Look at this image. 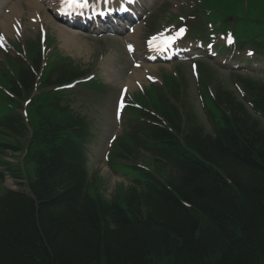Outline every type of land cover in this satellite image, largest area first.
I'll list each match as a JSON object with an SVG mask.
<instances>
[{
    "label": "trees",
    "instance_id": "16d2710c",
    "mask_svg": "<svg viewBox=\"0 0 264 264\" xmlns=\"http://www.w3.org/2000/svg\"><path fill=\"white\" fill-rule=\"evenodd\" d=\"M243 84L264 117V84ZM35 99L27 139L20 116L0 118V138L23 139L28 189L0 190V264H264V118L231 92H216L212 135L186 116L183 145L154 125L120 141L116 159L145 147L152 172L110 199L87 180L83 118ZM168 104L156 110L178 130Z\"/></svg>",
    "mask_w": 264,
    "mask_h": 264
},
{
    "label": "rangeland",
    "instance_id": "374dc122",
    "mask_svg": "<svg viewBox=\"0 0 264 264\" xmlns=\"http://www.w3.org/2000/svg\"><path fill=\"white\" fill-rule=\"evenodd\" d=\"M16 1L17 0H11V2L13 3ZM146 1L154 4L153 6L162 3L163 6L161 5L162 6V7L160 6L161 8L157 7L154 9V15L156 17V20L162 18V16L167 12V6H168V12L169 9H172L171 4L169 3L168 0H155V1L146 0ZM200 1L203 3V8L206 7L207 10L211 12V16L209 17V19L217 27L215 33L216 35L232 34L233 28L235 30L236 36H238V31H240V29H242L247 34H250L251 31L254 30L256 27L260 25H264V0H200ZM6 4L7 3L5 4L2 3L0 12L3 13L2 8ZM200 5L201 4L198 3L197 6L194 8L196 9ZM36 8L38 10V7ZM18 10L17 12H19ZM183 11L186 19L191 18L190 16L191 13L189 11H185V10ZM26 14H27L26 11L22 13L23 19L26 18ZM28 16L29 18H31L30 17L31 14H29ZM165 17L169 22H174L176 20L175 16L169 15L168 13H166ZM10 20L13 21L11 16L8 22H10ZM50 20L51 17L50 19H46V22H49L54 28L53 26L54 23H51ZM161 20L164 19L162 18ZM150 22L152 23L154 21L150 19ZM196 22L197 20L193 19L191 21H188V24L189 26L190 25L194 26ZM147 26L154 27L153 25H150V23H147ZM11 27H12V23L10 24V28ZM28 29L29 27L25 29V34H24L25 41L28 42L30 40H35V41L38 40L37 34L32 33ZM1 31L4 32L2 29H0V32ZM8 31L4 32V34L7 37L10 34V31L9 32ZM55 31L59 39L62 41V47H64L63 42L66 41L67 38H69L68 33L59 35L56 29ZM77 31L80 33L79 39L81 40L80 42L84 45L85 53L77 54L70 51L68 52L67 48L65 49L67 51L63 50L60 46L59 40H57V37L55 36V34L52 32L51 29L48 38H50V41H52L53 43L52 45L54 44L56 45V48L61 53V55L70 56L73 62L76 64V66H78L80 69H83L84 72L93 69V72L96 74L95 79L97 85L99 86L98 91L95 93L93 91L91 92L89 91V93H81L82 95H75L73 100V106H74V110L84 114L87 120L89 121L91 135L85 146V153L87 158L86 168H87L89 181L90 180L93 181L92 177L96 178L95 185L99 186L100 193L103 195L105 199H110L111 197H113V194L115 193L116 190H119V188L124 189V187L128 186L131 179V177L126 173V171L123 172L122 169L119 170L117 168L112 169L108 164L110 160L109 154L111 153V150L114 149L115 144L118 142L117 139L124 132L126 127L130 125V122L127 121L128 115L126 114L123 115L121 123L115 122L113 118L114 101L118 92V87L120 85L118 81H122V79L127 78L128 70H130V66H129L130 64L129 61H127L126 57L125 59L123 58L124 54L120 46L118 47V52L117 50H115V48L110 50L109 46L113 42H115V45H117L116 42L117 40L114 39L113 41L111 38H103L101 41L93 40V39H89V37L87 36L89 35L88 31L85 30H77ZM206 33L207 31L202 32L203 35H206ZM50 34H52V37H50ZM19 45L21 47L23 46L22 40L19 42ZM46 46L48 48L50 44L46 42ZM104 47L105 50L102 53H99L98 50ZM104 52L105 53L107 52V56H105L104 58L106 63H104L105 61L99 59V57L103 55ZM12 53L13 51H10L9 54L11 55ZM45 54H47L46 51ZM220 56L218 57V60L222 62L223 59ZM218 62L216 60H212V61L210 60V62L207 61L199 62V68L200 65H204L205 67L204 71H202L205 73V76L209 80H213L210 81V87H209L211 88L213 93H214V89L219 85L221 88L231 90L237 96V94L235 93L236 91L234 88V82H232L234 79H236V76H239L240 78L249 77L258 82H264V68L248 69V71L245 70L234 71L231 70L232 67L225 66ZM105 66L106 68H109L108 71L105 69ZM189 71H190L189 65L187 63L185 64L171 63L166 65H159L157 66L156 70L154 69L153 72L148 70V73L151 74L152 72L153 76H155L158 79V82L154 83L155 86L159 85L161 81L162 78L160 75L161 73L163 75L164 74L167 75L171 74L172 76L175 75V77L181 76L182 79L185 80V85H184L185 91L182 93L183 106L191 110L197 117L198 122L204 126V130L208 131L210 127L207 123L202 108L201 100L198 96L199 95L198 86L196 80L190 75ZM139 84L142 86L143 90H145L149 85V82L145 81L143 78L141 83ZM140 85H138V87H140ZM137 89L134 85L133 90L129 92L131 97H133L134 95L137 96L138 93ZM237 98H239V96H237ZM137 100L141 102L140 99L137 98ZM112 138H114V140L112 144L109 145V140H111ZM11 143L14 146L18 147L19 149L22 146L20 143H17L15 141H11ZM106 155H108V158L106 157ZM21 156H22V152L16 150V151H6L2 154L1 157L10 161L14 166L17 167L21 160ZM138 161L139 162L144 161L143 163L148 164L147 161L145 160V156L143 155V152H140V157ZM131 163H132L131 161L123 162L122 168L123 165H130ZM20 178H21L20 180L19 178H17L16 182L15 181L11 182L10 177L5 176L3 187L14 190H20V188L16 184H14L24 180V176Z\"/></svg>",
    "mask_w": 264,
    "mask_h": 264
},
{
    "label": "bare ground",
    "instance_id": "6f19581e",
    "mask_svg": "<svg viewBox=\"0 0 264 264\" xmlns=\"http://www.w3.org/2000/svg\"><path fill=\"white\" fill-rule=\"evenodd\" d=\"M7 1V0H6ZM8 1H10V0H8ZM4 1H1V3H0V6H1V4L3 3ZM27 2V3H26ZM26 2H25V4H26V6H27V8H29V7H32V9H31V11L32 12H34L35 10L36 11H38V10H40V8L38 7V10H37V8L36 7H34V4L36 3L34 0H26ZM19 3V5H20V2H18ZM19 5L17 4V3H14V4H12V5H10V2H8L7 3V5H6V7H5V10H7V12H8V14H5V12L4 13H1L0 15H2L1 17H0V29H2L4 32L5 31H8L9 29V31H10V34H9V36L8 37H12V31H11V28H10V24L11 23H13V21H11L10 20V22H8V20H9V18H10V15L11 14H14V12H16L20 7H19ZM9 12H10V14H9ZM7 15H9V16H7ZM36 14H33L32 16H30V17H34ZM43 17H44V20L46 21V19H50V17H49V15L44 11L43 12ZM7 16V17H6ZM6 17V18H5ZM13 17H16V16H13ZM12 17V20H14V18ZM2 18V19H1ZM5 19H7V20H5ZM16 19H19L18 17H16ZM27 20H28V22H29V20H30V22H29V24H24V26L25 25H33V24H31V22H33V20L31 19V18H29V16L27 17ZM51 25V24H50ZM23 26V27H24ZM52 26V25H51ZM53 26H54V28L57 30V32H58V34L59 35H62V34H67L68 33V35H69V38H67V40L66 41H64L63 42V46L64 47H62V48H64V49H68V51H70V52H74V53H77V54H81V53H85L84 52V45L80 42L81 40L79 39V34H77V33H74V32H72L71 30H69V29H66L65 27H62L60 24H57V23H54L53 24ZM23 27H21V31H23ZM53 28V27H52ZM53 28V29H54ZM68 28V27H67ZM8 31V32H9ZM137 34H138V31H136L134 34H132V35H128L127 36V38L129 39V40H133L134 41V43L136 44V50H140V48H141V41H140V39L139 38H137ZM58 36V35H57ZM58 39H59V37H58ZM60 40V39H59ZM60 44H61V46H62V41L60 40ZM156 64H153V65H149V67L148 66H146V67H148V69H150V70H152V71H154V69L156 68V66H155ZM106 69V68H105ZM109 70V68H107V71ZM133 74H132V76H130V77H127V78H125V79H123L122 81H118L119 83H120V85H122L121 83H123V85H127L129 88H131V89H133V84H134V82L135 81H141L142 80V77H143V73H142V71H140L139 69H134L133 70V72H132ZM127 79V80H126ZM128 81V82H127ZM128 84H127V83Z\"/></svg>",
    "mask_w": 264,
    "mask_h": 264
},
{
    "label": "snow or ice",
    "instance_id": "6c2138e0",
    "mask_svg": "<svg viewBox=\"0 0 264 264\" xmlns=\"http://www.w3.org/2000/svg\"><path fill=\"white\" fill-rule=\"evenodd\" d=\"M62 11H66L68 9H81L87 8L88 2L87 0H61ZM184 29H180V33H183ZM155 39V38H153ZM129 47H131L129 45Z\"/></svg>",
    "mask_w": 264,
    "mask_h": 264
}]
</instances>
